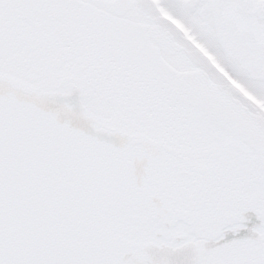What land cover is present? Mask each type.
I'll use <instances>...</instances> for the list:
<instances>
[{
  "label": "snow or ice",
  "instance_id": "1",
  "mask_svg": "<svg viewBox=\"0 0 264 264\" xmlns=\"http://www.w3.org/2000/svg\"><path fill=\"white\" fill-rule=\"evenodd\" d=\"M0 264H264V0H0Z\"/></svg>",
  "mask_w": 264,
  "mask_h": 264
}]
</instances>
